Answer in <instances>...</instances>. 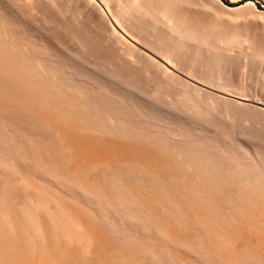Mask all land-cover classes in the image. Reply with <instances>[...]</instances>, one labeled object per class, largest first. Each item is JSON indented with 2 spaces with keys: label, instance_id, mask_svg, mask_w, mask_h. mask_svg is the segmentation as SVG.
I'll return each instance as SVG.
<instances>
[{
  "label": "bare ground",
  "instance_id": "1",
  "mask_svg": "<svg viewBox=\"0 0 264 264\" xmlns=\"http://www.w3.org/2000/svg\"><path fill=\"white\" fill-rule=\"evenodd\" d=\"M97 1H101V2L106 3L107 6L102 8L106 13L112 12V8L115 7L114 9H116V7H117V11H115L116 12V19H115L116 24L115 25L111 24L113 27V28L111 27L112 28L111 35L116 40L117 43H121V42L123 43L124 39H126L128 41L133 40V41H137V42L139 39H142L141 38L142 34L140 36L138 34L132 33V31L129 32V30H127V27H126L128 24L126 23L127 24L126 26L124 24L127 16H128L127 18H130V19H127L128 21L131 20V18L135 16V15H133L132 17H129L130 15H132L134 13V11L132 12L133 9L130 8L131 6H129V4L125 0H111L113 2H108L109 0H96V1L92 0V2H94V3L95 2L97 3ZM256 1H258V2L262 1L264 3V0H256ZM256 1L253 2V5H251V4L250 5L258 8ZM113 4L116 6H114ZM111 5H113L112 8H111ZM3 6H5L4 3H3ZM114 9H113V11H114ZM6 10H8V9H6ZM104 11H103V13H104ZM148 11H149V9H148ZM254 12H259V10L254 11ZM111 14L113 15V12ZM3 16H5V15H3ZM124 16H126V17H124ZM138 17L139 16H137V18ZM153 17H154V15H153ZM10 19H9V21H10ZM133 21H136V20L133 19ZM68 22L70 23V21H68ZM121 22H123V24ZM142 22H144V21H142ZM224 23H226V22H224ZM105 24H107V23L105 22ZM19 25H21V24H19ZM138 25H139V23H138ZM152 25L153 24H151V26ZM1 26H2V24L0 25V29L3 28ZM130 26H129V28H130ZM146 27H147V25H146ZM154 27L151 28L152 33H154L155 30L157 31V29H154ZM118 28H120L122 30V32L119 31ZM4 29H5V27H4ZM12 29L14 30V27ZM183 30H184V32H185V30L187 32H189L187 30V28L186 29L184 28ZM6 31H8V30H6ZM156 31H155V33H156ZM25 32H26V30H25ZM187 32H186V35H187ZM6 33H8V32H6ZM61 33H62V31H61ZM191 33H192V31H191ZM3 34H4V32H3ZM3 34H2V36H3ZM143 35H144V33H143ZM183 35H185V34H183ZM83 36L84 35H82V37ZM9 37H11V36H9ZM21 37H23V36H20V38ZM1 38L4 39V37H1ZM1 38H0V116L2 113L7 114V113L11 112L12 108H13L12 106L14 104H19V107H20V105L28 107L30 110H32L35 113L34 114L32 112L31 115L34 114V115H36V117H37V115L41 116L40 118H42L43 121H45L48 124L47 126H49L51 128V130H49L50 129L49 127H43V126H39V125H38V127L45 128V131L47 129L48 133H51V135H54V136L50 137L51 140L50 139L49 140L52 143V140L54 138V142L57 145H59V149H61L62 151H60L59 149L56 150L55 148L57 146H55V148L53 147L54 142L52 145L50 143V141L49 140L48 141L52 145L51 147H53L51 149H53V150L55 149V151H57L56 153H58V151L61 152L62 156L60 154L59 155L63 158V160H62V162L59 161V162H61V163H59V164H61V167L57 161H54V163H52V158H51V162H50V159H49V161H46L47 159L46 160L44 159V157H45L44 152L46 154L47 150L43 149L44 152H41L44 155V157L42 158V156H40L41 153H40V149H39L38 152L40 154L37 152L35 153V154H38L39 156L38 155L35 157L33 156V158H35V163L31 162L33 164V167H34V171L36 170L39 173V174H37V172H36V174L33 173L34 176L39 175V176H37L38 180L40 178L42 180H44L43 185H45L44 182H46L45 187H49L47 185V183H49V185H51V186L53 185L55 188V191H56L55 193H50L52 191L48 192V190H50L51 187H49L48 190H46L42 184L41 185H40V183L37 184V183H35V181L33 183L34 184V186H33V184L30 183V181L32 179L30 177L33 176V174L29 177L30 179H28L30 181L28 183H26V184L30 183V185H32V186H31V188H29L30 187L29 185H25L27 187V188L26 187L25 188L28 190V192H26L25 196L23 195L24 197H23L22 201L19 199L21 201V202L18 201L19 204L17 202L18 199L13 200L15 196L13 197L10 195V197H8V195H7V197H6V195H5L6 191L4 189L5 187L3 186L4 187L3 189H1V187H0V264H165L162 261L163 259H160V257H162V256H154L155 255L154 252L151 255V257H149L150 255L148 256V254L152 253L151 252L152 249L150 246L149 247L151 250L148 249V251H150L151 253L150 252L148 253L146 251L148 253L146 255L143 253L142 249H140V247H139L141 244H139L137 251H136V249H134L132 251V250H130V247L129 248L127 247L128 245H126V247L124 246L125 248H123L122 247L123 245L119 244L120 247H122V248L118 247V243L113 241L112 239H114V238H110V236L108 238V241L111 243H108V241H107L108 236L106 237V235H110L113 232L108 230L109 231L108 232L109 234H108L106 231H105L106 233L103 231L106 224L104 225L102 223L106 218L108 220H105V221H108V222L112 221V223L114 221L115 223H120L121 226L124 223L128 224L127 227H129L130 224H133L134 226H136V229H138V227H139V230L141 229V230H143V232L145 231V232L149 233V235H150V232H153L154 234L152 233L151 235H154V236L157 235V237H158V238H156V236H155L156 241L160 242V240H161L162 245L160 247H158V245H157L158 251L159 250L162 251L164 249H166V251H167V249H168V251H169L168 254H170V250H171V255H173V258H174V255L177 254L176 255L177 259L172 258V260L174 262H175V260L176 261L178 260V258H179L178 255L180 254L181 255V256L179 255L180 258H182V256H183L182 260L185 261V262H183L181 260L183 262L182 264H184V263L187 264V261L190 262V260H191V262L192 261L196 262L197 259H200V260L206 261V262L201 263V261H200L199 263L197 262L196 264H200V263L201 264H205V263L206 264L207 263L208 264H264V164L262 163L264 161H260L257 157H254V156L248 157L249 154H248V156L243 155L242 157L239 156L240 154L238 152L233 153V155H232V153L228 154L230 152L229 151L227 154L231 158L225 157V156H223V158L221 157V159H223L225 162L227 161L228 166H226V167H224L225 165H227L224 163V161H223V167H222V165L220 166L221 163L216 164L218 162L214 163V165L212 163V167H211V161L210 160L212 158H211V156H209L211 154L210 152H209L210 154L207 155V157H209L210 159H207V157L205 159L204 158L202 159V160H205L207 162L210 161L209 162L210 164H208L210 166L205 165L207 163L205 161L201 162L202 160H199V159H195V160H197L196 163H191L192 161L194 162L195 160L187 162L188 159L186 158V160H185V157H184V159L179 158L180 160L182 159L181 160L183 162L182 163L178 160V157H176V155L178 154L177 150L179 148H177V150H176L177 154H174L173 150L172 151L168 150L166 146L165 147L163 146L164 144L159 145L160 141H159V144H157L158 142L153 141L154 142L153 143L152 140H150V142H149V140H147V142H148L147 143L145 141L146 140L145 138H147V137L142 136L141 132H140L141 133L140 135H136L139 133H136L137 131H135V133H134L133 132L134 129L133 128L131 129L129 127V125L127 126V128H125L124 123H120L119 126L117 125L118 122H117V124H114L113 123L114 119L112 120V122L111 121L108 122L111 119L108 120V119H106L107 117L104 118L105 121L100 120L103 117L102 118L97 117L100 114V113L98 114V112L96 113L97 116H95L96 118H99L98 122H94L93 121L94 118L91 116L92 114L90 113L91 114L90 115L88 109H86L87 104H85L81 99L78 101L79 102L81 101L83 103L80 102L81 104H79L77 101V99H79L78 98L79 96L77 97L76 94L75 95L73 94L75 96V98L77 97L76 99L73 98L72 96L68 95L69 92L67 93L65 91V89L67 90L66 85H65V88L63 89L64 90L63 91L60 88V87H62V86H60L61 84L60 85L58 84L60 87L56 84L59 82V81H57L59 79L56 80V76H58V75L56 74V76H55V71H52L54 73L53 76H55L54 77L55 79L53 78V76H51L52 74L50 75L51 71L47 70L49 72L48 74L43 71L42 66L45 68V66L43 65V64H45L44 63L45 61L42 60V58L39 61V57H40L39 54H37V56L39 55L38 57L35 55H31V54H30L31 56H29V55L27 56L26 54H28V53L24 54L25 52H23L22 50L24 48H26L25 46H32L33 42H31V44H30V42H28L27 41L28 39H27L26 40L27 43L25 44V46H23L21 43H23V44L25 43V42H23L24 41L23 38H25V37L21 38L22 42H19L18 44H13L12 40L10 38H9L11 40L10 42L8 40L5 41V39L3 40ZM154 38H156V37H154ZM146 39H148V38H146ZM150 39H151V37H150ZM167 39L169 41H172V48L180 47V43H181L180 39L181 38H179V40L175 39V38L170 40L171 37H169ZM98 40H100V39H98ZM7 41L9 43H12V44H9ZM29 41H32V39ZM145 41L146 40H144V42ZM140 42H143V41L140 40ZM40 43H42V42H40ZM132 43H130V44H132ZM148 43H149V41H148ZM27 44H29V45H27ZM35 44H36V42H35ZM150 44H152V42H150ZM48 46H49V44H48ZM121 46H123V44ZM129 46H131V45H129ZM134 46H133V49L136 48ZM153 46H155V47H153ZM153 46L150 45L149 47L154 48V50L162 56L158 57V59L160 58V60H158L157 57H155L157 55H155V52H154L155 56L154 57L149 56V57H151L156 62L157 66L163 70V72L165 74L164 78L166 77V75H168L172 79L176 78V80L178 79V81L179 80L181 81L180 83L183 86V88H181V91H182V94H183L182 96L184 97V100L187 99L189 103H191L193 101L194 105L196 104V106L198 105L202 109H205V110L207 109V111H209V109L214 110V108H215V110L216 109L219 110L221 108L222 103L229 102V103H232L234 105V107L235 106L238 108L241 107L242 109L247 108L248 110L251 109L250 111L254 110L255 112H258L259 114L264 115V99L262 97H259L256 93H254L253 88L249 84H247L248 82L246 80L245 81L243 80L244 83L243 82L242 83H235L231 79V72L228 71L226 68L222 67L223 61L225 62V58L223 56L217 55V54H216V56H214L215 54H213V56H212L210 54L203 53L200 56H195L192 58V59L196 60V62H197L196 64H198V65L194 66L195 64H192L190 66L189 65L187 66V64H186L184 66L183 65L184 62H182L183 58H182V56H179L181 53L178 54L175 52L177 49H175V51H174V49H172L171 47L169 48L167 46L154 45V43H153ZM22 47H24V48L22 49ZM40 47H42V46H40ZM62 47H64V46H62ZM85 47H87V46H85ZM30 48H32V47H30ZM36 48L38 49L37 46H36ZM36 48H35V50L37 51ZM128 48H129V50L131 49V47H128ZM109 49H112V48H109ZM25 51H27V50H25ZM29 51H30V49H29ZM38 51L42 52L41 48ZM67 51H69V50H67ZM127 52H128V50H127ZM54 54H56V53H54ZM82 55H83V53H82ZM41 56H43V55H41ZM78 56L80 57V55H78ZM85 56H86V54H85ZM131 59H132V57H131ZM131 59H130V61H131ZM41 60L44 62L41 63ZM84 60H86V59H84ZM97 64H98V62H97ZM215 64L218 66L216 68V71L214 68ZM246 64H248V62ZM259 65H260V63H259ZM47 66H49V65H47ZM74 66L75 65H73V67ZM80 66H78V67H80ZM105 66H108V65H105ZM197 66H199V67H197ZM209 66L213 67L212 70L210 69ZM207 68L210 69V71ZM245 69H248V68H245ZM109 70L111 71V68ZM250 76L254 77L255 75H254V73H251ZM256 77H258V79L260 81H262V83L264 85V70H260L256 74ZM171 78L169 80H171ZM99 80H100V78H99ZM150 81H152V80L150 79ZM166 81H168V80H166ZM118 82H120V80H118ZM59 83H61V82H59ZM171 83L172 82L170 81V84ZM68 88H70V87H68ZM85 88L86 87H84V89ZM75 90H76V88H75ZM137 90H138V88H137ZM76 92H78V91H76ZM157 92H158V90H157ZM179 92H180V90H179ZM179 92H177V93H179ZM140 93H142V92H140ZM81 94H84V93L81 92ZM89 94L90 93H88V95ZM130 94H132V93H130ZM155 94H157V93H155ZM157 95H156V97H157ZM139 99H140V97H139ZM187 100H185V101H187ZM179 102H180V100H179ZM189 103H188L189 106L193 104V103L192 104H189ZM82 104H84V105H82ZM80 105H81V107H80ZM150 105H151V103H150ZM183 106H186V105H183ZM144 107H145V105H144ZM199 107H198V109H199ZM15 108H17L16 105H15L14 109ZM80 108H82V109L80 110ZM89 108H91V107H89ZM192 108H194V107H192ZM188 109H189V107H188ZM202 109H201V111H202ZM26 110H28V109H26ZM30 110H28V111L31 112ZM89 110H91V109H89ZM16 111H18V110H16ZM92 111H90V112H92ZM29 112H27V114ZM196 112H197V110H196ZM216 112L218 113V111H216ZM230 112H231V110H230ZM15 113H17V112L14 111V114ZM202 113H204V115H205V112L202 111ZM6 114H5V116H7V118H8L9 114L8 115H6ZM17 114H16V116H17ZM21 114H23V113H21ZM88 114L93 118L92 121H91V119H92L91 117H87V116H89ZM238 114H239V112H238ZM24 115H26V114L24 113ZM93 115H94V113H93ZM5 116L3 115L4 118L1 117V119L8 121V119L5 118ZM101 116H103V115H101ZM178 116H180V115H178ZM210 116L211 115L209 114V118H210ZM20 117H21V115L18 118H20ZM31 117L33 118V116H31ZM36 117H34L35 120L37 119ZM110 117L111 116H109L108 118H110ZM229 117H230V115H229ZM16 118H15V120H16ZM161 118H163V117H161ZM21 119L23 120V117ZM42 119H37V120L42 121ZM193 120H192L191 124H193ZM116 121H117V118H116ZM121 121H123V120H121ZM190 121H188V122H190ZM208 121H209V119H208ZM230 121H232V120L230 119ZM250 121H251V119H250ZM11 122L13 123V121H11ZM196 122H195V124H196ZM17 123H18V121L16 122V124ZM24 123H26V122H24ZM37 123H42V122L37 121L36 124ZM46 123H44V124H46ZM9 124L11 125V123H9ZM36 124H34V125H36ZM137 124H139V123H137ZM197 124L201 125L202 123L197 122ZM1 125H3V124H1ZM121 125H124V127ZM11 126H13V125H11ZM16 126H15V128H18V126L17 127ZM6 127H8V126L6 125ZM205 127H206V125H205ZM32 128H34V127H32ZM6 129L8 130V128H6ZM52 129L55 131V133L53 132V134H52V132H49V131H52ZM193 129H195V128H193ZM198 129H197V131H198ZM42 130H44V129H42ZM203 130L204 129H202L201 131L203 132ZM1 131H3V130H1ZM22 131H24V130H22ZM29 132H26V135ZM36 132L39 135L40 131H38L36 129ZM9 133H11V132L9 131ZM170 133H172L171 137L175 141H176V139H178V137L180 135L179 132L177 133V131L176 132L171 131ZM2 134H1V137L3 136ZM144 134H147V133H144ZM4 135L8 136L9 134H4ZM45 135H42V136H44V138H45ZM105 135H106V137H105ZM166 135H165V137H166ZM138 136L144 137L143 141L145 143L143 142L144 143V145H143L141 142V145L143 146L141 148L138 147L140 145V144H138L140 142ZM108 137H110V138H108ZM32 138H34V137L32 136ZM35 138L37 139V137H35ZM46 138H47V136H46ZM11 139L13 140L15 138L11 137ZM11 139H9L7 137V140L2 141V142L7 141L6 145H5V143L3 145L8 147L12 144V146H14V148H15V146L17 145L15 143H17V142L14 143ZM132 139H133V141H134V139H135V141H139L137 143V145H136L135 141H134L135 144L133 143V141H131ZM17 140L18 139H16V141ZM31 140H28V141L30 142ZM140 140L142 141V139H140ZM163 140H165V139H163ZM208 141H210V140H208ZM165 142H168V140ZM195 142H193V143H195ZM13 143H14V145H13ZM32 144L35 145L34 143L31 142V146H32ZM39 144H42V143H39ZM170 144H171V142H170ZM198 145H200V144H198ZM169 146H172V145H169ZM185 146H187V144ZM241 146H243V145H241ZM241 146L239 148L237 147V149H240V148L243 149V147H241ZM40 147H42V146H40ZM191 147H193V146H191ZM194 147H195V145H194ZM225 147H227V146H225ZM1 148H3V147H1ZM34 148L35 147H33V149ZM48 148H49V146H48ZM196 148H197V146H196ZM208 148H209V146H208ZM221 148H224V147H221ZM36 149H38V148L36 147ZM36 149H34V150H36ZM51 149L49 148V150H51ZM228 149L230 150V148H228ZM242 149H240L241 152H242ZM247 149H249V147ZM17 150H18V147H17ZM53 150H52V153H55ZM181 150L183 152V149H181ZM193 150H194V148H193ZM41 151H42V149H41ZM200 151L202 152L204 150H201V148H200ZM248 151H250L249 153L251 155V150H248ZM18 152H17V154L20 155V153H18ZM22 152H21V154H23ZM195 152H197V151H195ZM234 152H235V150H234ZM243 152L241 153V155L243 154ZM245 152H244V154H245ZM191 153L189 155H191ZM202 153L204 154V152H202ZM254 153L256 154V151ZM13 154H14V152H13ZM29 154L31 155V153H29ZM179 154H180L179 157H181L182 156L181 154H183V153L180 152ZM184 154H185V152H184ZM199 154H200V152H199ZM201 154L199 155L200 157H202ZM206 154H208V153H206ZM218 154H220V153L218 152ZM222 154H223V152H222ZM260 154L263 156L262 153H260ZM5 155H7V154H5ZM32 155H34V154H32ZM57 155H54V156H57ZM185 155L187 156V154H185ZM24 156H27V158L25 159V161H27V162H28L27 159L32 157V156L29 157L28 153ZM24 156L22 158L21 157L20 158L23 159V158H25ZM49 156H51V155H49ZM233 156L236 157L237 160ZM7 157H3L0 154V168L4 171V173L7 174L8 171H9V174H11V173L14 174L16 171H18V172L21 171V173H22V171L25 169V166H26L25 170L28 169V171H26V172H29V173H30V171H31V173L33 172L32 171L33 169L30 170V168H33L32 165H29L31 163H26V165L23 166V168L20 167V169H23V170H20L19 168H17L18 166H16V164L15 165L11 164L12 162L9 161V159H8L9 157L8 158ZM57 157H56V160H57ZM187 157H190V156H187ZM203 157H205V156H203ZM192 158L194 159L197 157H195L193 155ZM231 159H233V160H231ZM260 159L262 160V158H260ZM31 160L33 161L32 158H31ZM184 160L187 163H185ZM219 160H220V158H219ZM263 160H264V158H263ZM204 162H205V164H203ZM197 163H199V164H197ZM243 163H245L246 165H248V164L251 165L250 167L254 168V170H256V171H252L250 173L249 172L247 173L248 170L246 168L249 165L245 168V170H246L245 171V170H243L245 167V165ZM27 164L31 167H28ZM62 165H64V167ZM203 165H205V166H203ZM217 165H219V167ZM242 165H243V167H242ZM214 166H216L217 168ZM59 167H60V169L62 168L64 171L62 170V172H61ZM210 167L211 168L214 167L213 169L215 171L213 169H211ZM248 169H249V167H248ZM5 171H7V172H5ZM10 171H12V172H10ZM244 171L248 175L246 173H244ZM250 171H251V169H250ZM18 172H16V173L18 174ZM23 174H24V171H23ZM24 175H26V174H24ZM27 176H29V175H27ZM231 176L233 177L232 179H234V177H236V176H237V178H235L236 179V181H235L236 186L234 185L235 186L234 189H233V187H231L232 190L229 192V190H226L225 187H226V184L231 180V179L229 180V178ZM19 177H17V178H19ZM37 177L35 176V178H37ZM6 178H9V177L6 176ZM12 178H13V176H12ZM25 178L26 177L24 176L23 180H25ZM41 179H40V182L42 181ZM33 180H34V177H33ZM38 180H37V182H39ZM231 182H233V181L231 180ZM9 185H11V184H9ZM12 185H14V183ZM15 186H16V184H15ZM19 186H18V188H19ZM65 186H66V188L71 186V188H73V191L77 192L76 196L79 198V201L82 202L83 204L80 202L76 203L77 200L75 202H72L71 201V200H73L72 198L70 200V199L66 198L65 196H64V198L66 200L68 199V202L66 200L60 198L59 195L64 194V192L61 193L62 190L65 191L64 189H61V187L65 188ZM12 188H14V187H12ZM28 188L30 189V191ZM226 188L228 189L230 187L227 186ZM58 189H60L61 191ZM69 189H70V187H69ZM23 190H24V187H23ZM51 190H54V189H51ZM23 194H25V193H23ZM72 194H74V193L72 192ZM18 196L19 195L17 194V197ZM11 197H13V198H11ZM18 198H20V196ZM12 200L14 202L16 201L17 203L15 202V204H14V202ZM84 203H85V205H84ZM89 203L93 204V207H95L96 211H98L102 217L101 216H97L99 218L96 217L98 212L96 213L94 208H92V209L96 214H93L92 212L88 211L90 209H88L85 206H86V204L88 205ZM39 211H41L40 213H42V211H45V213L50 212V213H52V215H50V216H53L54 218L50 217V216L47 217V215H49L50 213L46 214L45 216H43L44 214L42 213L43 215H39L40 217H38ZM94 215L98 220L95 219V217H93ZM41 216L44 217V220L46 217L47 221H49V222L52 221V224H54V225H52L53 228L50 225L51 229H54L57 227L59 230H61V231H58L57 228L54 231L48 230L49 234H51L52 232H56V231H58L59 233L61 232L63 234L61 235L62 236L61 237L60 234L57 232L59 234L58 235L56 233L58 235V238L56 237V234L52 235L54 238L51 237V239H54V241L51 240V241H53L51 243L53 244L54 247L51 246V248H50L51 243L48 241L49 247L47 248L46 244H45V247L47 249H43L44 243H46L44 241V242H42L43 247L41 249L39 247V250H37L38 247H37V249H34V247H35V245H38V244H35L36 242L34 240H37L38 238H36L34 236L38 235L37 237H40V236L42 237L43 232L41 231V228H45V227H43L44 224L40 225V224H42V222H41L42 217ZM103 216L105 217V219L104 220L102 219L103 221H101V218H103ZM49 218H51L52 220H49ZM99 220L102 223L101 224L98 223V225H97V221L100 222ZM42 221H43V219H42ZM45 221L43 223H45ZM49 222H47V223H49ZM110 224H111V222L109 223V225ZM47 225H45V226H47ZM103 225H104V227H103ZM133 225H130V226H133ZM40 226H42V227H40ZM101 226L103 228H101ZM108 226H106V227H108ZM124 226L125 225H123V227ZM110 227H111V225H110ZM116 228L118 229L117 226H116ZM48 229H50L49 225H48ZM110 229H112L114 231V227L113 228L111 227ZM124 229L126 230L125 227H124ZM10 230L12 231V233ZM42 230H44V229H42ZM123 230H122V232H123ZM13 231H14L15 235L13 234ZM115 231H117V230H115ZM30 232L34 233L36 235L30 234ZM47 234H45V235H47ZM144 235H146V238H147V234H144ZM59 236L62 238V240L63 239H67V240L70 239L73 242V245H74V243H76L75 241H77L78 244H75L73 251H71V249L73 247H70V246L67 247V249L70 247L67 250L65 246H67L66 244H68L70 241L67 243V240H64V242L66 241L65 246L64 245L58 246L59 244H57V245L55 244V243H57L58 239L59 240L61 239V238H59ZM138 236H139V234H138ZM142 236L143 235H141L140 239H142ZM154 236H152V238H154ZM111 237H113V236L111 235ZM134 237H132V238H134ZM33 238H34V240H33ZM49 238H50V235H49ZM56 238H57V241H55ZM12 239H14V240H12ZM40 239L42 240L43 238H40ZM124 239H126V238H124ZM137 239L135 238V240H134V242H136V243L132 242L133 243L132 246H135L134 244H138L140 242L143 243V241H141L140 239H138V240H140V242L139 241L137 242L136 241ZM47 240H48V238H47ZM73 240H75V241H73ZM39 242L37 241V243H39ZM61 242H63V241H60V243ZM72 242H71V244H72ZM129 242H130V240H129ZM159 242H157V243H159ZM58 243H59V241H58ZM147 243H148V241H147ZM32 244L34 247L32 246ZM40 244L41 243H39V245ZM126 244H128V243H126ZM130 244H131V242H130ZM114 245H117V246H114ZM146 245L144 246L145 249H146ZM159 245H160V243H159ZM162 247H163V249H159ZM145 249H143V250H145ZM138 250L140 251L139 252L140 254L137 253ZM69 251H71V252H69ZM135 251H136V253H135ZM158 251H156V252H158ZM164 251H162V252H164ZM172 252H174V253H172ZM180 252H182V253H180ZM141 254H143V256H141ZM157 254L160 255V253H157ZM169 257H171V256H169ZM169 257H168V259H169ZM191 258H194L196 260H194V259L192 260ZM165 259H167V258L165 257ZM164 261L168 262L169 260H164ZM197 261H199V260H197ZM171 263H173V262H171ZM177 263H175V264H177ZM179 263L181 264V262H179Z\"/></svg>",
  "mask_w": 264,
  "mask_h": 264
},
{
  "label": "rangeland",
  "instance_id": "2",
  "mask_svg": "<svg viewBox=\"0 0 264 264\" xmlns=\"http://www.w3.org/2000/svg\"><path fill=\"white\" fill-rule=\"evenodd\" d=\"M26 1V2H25ZM35 1V2H34ZM74 1V2H73ZM96 1V0H94ZM129 6H131L130 8H132V12L134 11V13L132 15H130L129 17H132L133 15H137V16H141L140 18L137 16L135 17H132L134 20L136 21H133V19L131 18V20H127V19H130V18H127L126 16V20H125V26L127 27V30L132 31V33L134 34H138L141 36L142 39H139L138 42L137 41H133V40H126L124 39L123 40V46H121L122 44L121 43H117L116 40L112 37L111 35V30H112V25H115L116 24V12L117 11V7L116 9L112 8L113 5H111V8H112V12H113V15L111 14L112 12H109V13H106L102 8L103 7H106V3L104 2H101V1H97V3L95 2H92V0H0V25L2 24L1 28L0 29V36L1 37H4L5 41L8 40L9 42L12 40V43L13 44H18L19 42H22L21 41V38H23V42H25L24 44L21 43L23 46H25V44L27 43L26 40L28 42H33L32 46H25L26 48L22 47V50L23 52H25L24 54H26L27 56H31V55H35L37 56V54L40 55L39 57V61L40 59L42 58V61L41 60V63L44 62L45 64H43L45 66V68L42 66V69L45 73H49L48 71H51L50 75L53 76L54 73L52 71H55V76L56 74L58 76H56V80L61 82V83H56L57 85L61 84L60 87H59L63 90L65 88V85L67 86V90L65 89V91L68 93V95L72 96L73 98H75V94L76 96L79 98L77 99L78 100H82L85 104H87L86 106V109H88L89 111V114L94 118H93L89 115L87 117H91V121L93 120L94 122H98V119L101 117H103L102 119L100 120H104L105 121V117H107L106 119H111L109 120L108 122H112V120L114 121L113 123L114 124H117L118 122V126L120 123H124L125 125V128H127V126L129 125V127L132 129H134V133L135 131H137L136 133H139V134H136V135H140L142 133V136H146L147 138H145L146 142L147 140H152V142H158L157 144H159V141H160V144L159 145H163L164 147L166 146L168 150L172 151L173 150V153L174 154H177L176 157H178V160L180 162H182L181 160L184 159L185 157V160L186 158L188 159V161H192V160H195V159H199V160H202L203 158L205 159L207 157V155H210L211 156V167H212V163L214 165V163L216 164H220V166L222 165L223 167V159H221V157L223 158V156L225 157H229L228 154H231L233 155V153H239L240 157H242L243 155L245 156H249L248 157H257L260 161H264L263 158H264V115H261L259 114L258 112H255L254 110L253 111H250L248 110L247 108L246 109H242L241 107L238 108V107H234V105L232 103H229V102H224L221 104V108L218 110L214 108L213 109H209V111H207V109H202L200 108L198 105L196 106V104L194 105V102L192 101L191 103L184 100V97L182 96V91H181V88H183V86L181 85V81L178 79L176 80V78L172 79L171 77H169L168 75H166V77L164 78L165 74L163 72L162 69H160L156 62L149 56H155L157 57H160L162 55L158 54L154 48L152 47H149L150 45L153 46V43L154 45H159V46H167V47H171L172 48V41H169L167 38L171 37L170 40H172L173 38L175 39H178L181 38V43H180V47H177V48H172L174 49H177L175 52L180 54L179 56H182L183 60L182 62L183 65L185 66L187 64V66L189 65H192V64H195L194 66L198 65L196 64V60L192 59L193 57L195 56H200L201 54L203 53H207V54H210L213 56V54H215L214 56L217 55H221L225 58V62L223 61L222 63V67L226 68L228 71L231 72V79L235 82V83H244V81L246 80L252 88H253V91L254 93H256L259 97H262L264 99V85L262 83V81H260L258 79V77H256V74L260 71V70H264V3L262 1H256V0H125ZM140 1V2H139ZM256 1L257 3V6L258 8H256L255 6H251L253 5V2ZM108 2H113L111 0H109ZM151 2V3H150ZM179 2V3H178ZM3 3L5 6H3ZM82 3V4H81ZM138 3V4H137ZM145 3V4H144ZM262 3V4H261ZM9 4V5H8ZM49 4V5H48ZM99 4V5H98ZM104 4V5H103ZM112 4V3H111ZM156 4V5H155ZM170 4V5H169ZM251 4V5H250ZM67 5V6H66ZM101 5V6H100ZM110 5V4H109ZM151 5V6H150ZM188 5V6H187ZM7 6V7H6ZM13 6V7H12ZM59 6V7H58ZM116 6V5H114ZM9 7V8H8ZM56 7V8H55ZM149 7V8H148ZM225 7V8H224ZM21 8V9H20ZM83 8V9H82ZM86 8V9H85ZM191 8V9H190ZM256 8V9H255ZM8 9V10H6ZM19 9V10H18ZM66 9V10H65ZM114 9V11H113ZM137 9V10H136ZM149 9V11H148ZM156 9V10H155ZM11 10V11H10ZM63 10V11H62ZM76 10V11H75ZM93 10V11H92ZM97 10V11H96ZM102 10V11H101ZM181 10V11H180ZM227 10V11H226ZM259 12H254V11H258ZM104 11V13H103ZM263 11V12H262ZM12 12V13H11ZM21 12V13H20ZM63 12V13H62ZM115 12V13H114ZM165 12V13H164ZM262 12V13H261ZM3 13V14H2ZM17 13V14H16ZM23 13V14H22ZM131 13V12H130ZM137 13V14H136ZM153 13V14H152ZM258 13V14H257ZM16 14V15H15ZM141 14V15H140ZM157 14V15H156ZM168 14V15H167ZM5 15V16H3ZM15 15V16H14ZM76 15V16H75ZM154 15V17H153ZM185 15V16H184ZM24 16V17H23ZM44 16V17H43ZM74 16V17H73ZM146 16V17H145ZM180 16V17H179ZM201 16V17H200ZM26 17V18H25ZM123 17V18H124ZM191 17V18H190ZM3 18V19H2ZM5 18V19H4ZM11 18V19H10ZM65 18V19H64ZM122 18V17H121ZM137 18V19H136ZM144 18V19H143ZM162 20H161V19ZM10 19V21H9ZM87 19V20H86ZM141 19V20H140ZM70 21V23L68 21ZM86 20V21H85ZM102 20V21H101ZM147 20V21H146ZM181 20V21H180ZM60 21V22H59ZM122 21V20H121ZM127 21V22H126ZM144 21V22H142ZM4 22V23H3ZM105 22L107 24H105ZM113 22V23H112ZM120 22V21H119ZM129 22V23H128ZM170 22V23H169ZM226 22V23H224ZM10 23V24H9ZM12 23V24H11ZM14 23V24H13ZM18 23V24H17ZM25 23V24H24ZM123 24V22H121ZM127 23V24H126ZM139 23V25H138ZM142 23V24H141ZM205 23V24H204ZM21 24V25H19ZM94 24V25H93ZM97 24V25H96ZM151 24H153L151 26ZM207 24V25H206ZM251 24V25H250ZM5 25V26H4ZM13 25V26H12ZM25 25V26H24ZM73 25V26H72ZM108 25V26H107ZM131 25V26H130ZM147 25V27H146ZM187 25V26H186ZM199 25V26H198ZM227 25V26H226ZM21 26V27H20ZM88 26V27H87ZM92 26V27H91ZM130 26V28H129ZM136 26V27H135ZM141 26V27H140ZM145 26V27H144ZM155 26V27H154ZM183 26V27H182ZM5 27V29H4ZM14 27V30L12 29ZM112 27V28H111ZM150 27V28H149ZM152 27H154V29H157L156 33L154 31V33H152ZM9 28V29H8ZM22 28V29H21ZM134 28V29H133ZM145 28V29H144ZM149 30H148V29ZM187 28V30L189 32H187L183 29ZM194 28V29H193ZM200 28V29H199ZM236 28V29H235ZM3 29V30H2ZM21 29V30H20ZM26 32H25V30ZM119 31L122 32V30L120 28H118ZM132 29V30H131ZM159 29V30H158ZM263 29V30H262ZM8 30V31H6ZM18 30V31H17ZM89 30V31H88ZM174 30V31H173ZM177 30V31H176ZM183 30V31H182ZM62 31V33H61ZM141 31V32H140ZM144 31V32H143ZM146 31V32H145ZM149 31V32H148ZM192 31V33H191ZM195 31V32H194ZM4 32V34H3ZM8 32V33H6ZM12 32V33H11ZM24 32V33H23ZM44 32V33H43ZM95 32V33H94ZM110 32V33H109ZM151 32V33H150ZM161 32V33H160ZM186 32H187V35H186ZM26 33V34H25ZM144 33V35H143ZM189 33V34H188ZM217 33V34H216ZM3 34V36H2ZM11 34V35H10ZM33 34V35H32ZM41 34V35H40ZM147 34V35H146ZM152 34V35H151ZM163 38H161L159 35ZM171 34V35H170ZM185 34V35H183ZM209 34V35H208ZM221 34V35H220ZM32 35V36H31ZM82 35H84L82 37ZM98 35V36H97ZM108 35V36H107ZM150 35V36H149ZM156 35V36H155ZM164 35V36H163ZM167 35V36H166ZM170 35V36H169ZM192 35V36H191ZM220 35V36H219ZM11 36V37H9ZM20 36H23L20 38ZM100 36V37H99ZM105 36V37H104ZM166 36V37H165ZM183 38H182V37ZM206 36V37H205ZM0 37V38H1ZM11 39H9V38ZM13 37V38H12ZM18 37V38H17ZM27 37V38H26ZM47 37V38H46ZM75 37V38H74ZM97 37V38H96ZM151 37V39H150ZM156 37V38H154ZM220 37V38H219ZM148 38V39H146ZM3 39V38H1ZM3 39V40H4ZM32 41H29L31 40ZM92 39V40H91ZM97 39V40H96ZM100 39V40H98ZM111 39V40H110ZM160 41H159V40ZM234 39V40H233ZM19 40V41H18ZM34 40V41H33ZM43 40V41H42ZM87 40V41H86ZM95 40V41H94ZM104 40V41H103ZM140 40H142L143 42H140ZM144 40H146L144 42ZM232 40V41H231ZM7 41V42H8ZM129 43H127V42ZM149 41V43H148ZM156 41V42H155ZM167 41V42H166ZM8 42V43H9ZM36 42V44H35ZM42 42V43H40ZM83 42V43H82ZM109 42V43H108ZM125 42V43H124ZM133 42V43H132ZM150 42H152V44H150ZM166 42V43H165ZM170 42V43H169ZM12 43H9V44H12ZM61 43V44H60ZM68 43V44H67ZM104 43V44H103ZM106 43V44H105ZM132 43V44H130ZM143 43V44H142ZM148 43V44H147ZM162 43V44H161ZM188 43V44H187ZM46 46H45V45ZM49 44V46H48ZM83 44V45H82ZM150 44V45H149ZM169 44V45H168ZM29 45V44H27ZM79 45V46H78ZM103 45V46H102ZM131 45V46H129ZM135 45V46H134ZM137 45V46H136ZM209 45V46H208ZM218 45V46H217ZM34 46V47H33ZM36 46L38 47V49L36 48ZM42 46V47H40ZM45 46V47H44ZM61 46V47H60ZM64 46V47H62ZM87 46V47H85ZM131 47V49L129 50L128 47ZM133 46L136 47L133 49ZM32 47V48H30ZM57 47V48H56ZM105 47V48H104ZM124 47V48H123ZM127 47V48H126ZM155 47V46H153ZM34 48V49H33ZM35 48L37 49V51L35 50ZM42 50L41 51H38V50ZM43 48V49H42ZM51 48V49H50ZM53 48V49H52ZM109 48H112V49H109ZM138 48V49H137ZM211 48V49H210ZM222 48V49H221ZM30 49V51H29ZM49 49V50H48ZM73 49V50H72ZM153 49V50H152ZM180 49V50H179ZM186 49V50H185ZM53 50V51H52ZM64 50V51H63ZM69 50V51H67ZM72 50V51H71ZM128 50V52H127ZM134 50V51H133ZM137 52H136V51ZM139 50V51H138ZM205 52H204V51ZM210 50V51H209ZM34 51V52H33ZM251 51V52H250ZM33 52V53H32ZM66 52V53H65ZM109 52V53H108ZM123 52V53H122ZM132 52V53H131ZM154 52H155V55H154ZM209 52V53H208ZM41 53V54H40ZM56 53V54H54ZM78 53V54H77ZM83 53V55H82ZM104 53V54H103ZM157 53V54H156ZM200 53V54H199ZM261 53V54H260ZM31 54V55H30ZM52 54V55H51ZM86 54V56H85ZM122 54V55H121ZM134 54V55H133ZM150 54V55H149ZM196 54V55H195ZM38 55V56H39ZM43 55V56H41ZM72 55V56H71ZM80 55V57L78 56ZM134 57H133V56ZM136 55V56H135ZM255 55V56H254ZM257 55V56H256ZM261 55V56H260ZM37 56V57H38ZM52 56V57H51ZM67 56V57H66ZM74 56V57H73ZM78 56V57H77ZM82 56V57H81ZM132 59H131V57ZM186 56V57H185ZM209 56V55H208ZM44 57V58H43ZM48 57V58H47ZM127 57V58H126ZM139 57V58H138ZM53 58V59H52ZM253 58V59H252ZM256 58V59H255ZM261 58V59H260ZM48 59V60H47ZM56 59V60H55ZM86 59V60H84ZM88 59V60H87ZM95 59V60H94ZM128 59V60H127ZM131 59V61H130ZM139 59V60H138ZM192 59V60H191ZM228 59V60H227ZM233 59V60H232ZM74 60V61H73ZM138 62H137V61ZM160 60V58L158 59ZM157 60V61H158ZM185 60V61H184ZM248 60V61H247ZM76 61V62H75ZM114 61V62H113ZM120 61V62H119ZM162 61V60H161ZM190 61V62H189ZM192 61V62H191ZM195 63H194V62ZM198 61V60H197ZM208 61V60H207ZM234 61V62H233ZM54 62V63H53ZM75 64H74V63ZM83 64H82V63ZM98 62V64H97ZM103 62V63H102ZM152 62V63H151ZM248 62V64H246ZM263 62V63H262ZM53 63V64H52ZM95 63V64H94ZM109 63V64H108ZM155 63V64H154ZM164 63V62H163ZM260 63V65H259ZM52 64V65H51ZM85 64V65H84ZM94 64V65H93ZM143 64V65H142ZM49 65V66H47ZM68 65V66H67ZM73 65H75L73 67ZM82 67H81V66ZM99 65V66H98ZM105 65H108V66H105ZM114 65V66H113ZM130 65V66H129ZM141 65V66H140ZM151 65V66H150ZM156 65V66H155ZM200 65V64H199ZM248 67H247V66ZM52 66V67H51ZM80 66V67H78ZM88 66V67H87ZM133 66V67H132ZM201 66V65H200ZM208 66V65H207ZM50 67V68H49ZM57 67V68H56ZM77 67V68H76ZM122 67V68H121ZM141 67V68H140ZM145 67V68H144ZM148 67V68H147ZM199 67V66H197ZM210 67V66H209ZM218 66L215 64V71H216V68ZM53 68V69H52ZM55 68V69H54ZM60 68V69H59ZM72 68V69H71ZM101 68V69H100ZM111 68V71L109 70ZM212 66L210 67V69L212 70ZM245 68H248V69H245ZM50 69V70H49ZM57 69V70H56ZM71 69V70H70ZM106 69V70H105ZM152 69V70H151ZM208 69V68H207ZM210 69H208L210 71ZM244 69V70H243ZM47 72H46V71ZM60 70V71H59ZM75 70V71H74ZM160 70V71H159ZM58 71V72H57ZM238 71V72H237ZM64 72V73H63ZM95 74H94V73ZM109 72V73H108ZM115 72V73H114ZM150 72V73H149ZM152 72V73H151ZM113 73V74H112ZM233 73V74H232ZM247 73V74H246ZM251 73H254V77H251L250 74ZM92 74V75H91ZM103 74V75H102ZM110 76H109V75ZM151 74V75H150ZM66 75V76H65ZM73 75V76H72ZM115 75V76H114ZM53 76V78L55 77ZM69 76V77H68ZM161 76V77H160ZM241 76V77H240ZM59 77V78H58ZM63 77V78H62ZM108 77V78H107ZM110 77V78H109ZM163 77V78H162ZM248 77V78H247ZM52 78V79H53ZM66 78V79H65ZM100 78V80H99ZM171 78V80H169ZM55 79V78H54ZM53 79V80H54ZM68 79V80H67ZM110 79V80H109ZM113 79V80H112ZM150 79L152 81H150ZM73 80V81H72ZM108 80V81H107ZM118 80H120V82H118ZM168 80V81H166ZM244 80V81H243ZM259 80V81H258ZM116 81V82H115ZM123 81V82H122ZM145 81V82H144ZM170 81L173 83L170 84ZM175 83H174V82ZM178 81V82H177ZM250 81V82H249ZM56 82V81H55ZM78 82V83H77ZM106 82V83H105ZM164 82V83H163ZM167 82V83H166ZM64 83V84H63ZM103 83V84H102ZM123 83V84H122ZM159 83V84H158ZM169 83V84H168ZM251 83V84H250ZM68 84V85H67ZM72 85V86H71ZM83 85V86H82ZM88 85V86H87ZM171 85V86H170ZM180 85V86H179ZM107 86V87H106ZM110 86V87H109ZM167 86V87H166ZM169 86V87H168ZM70 87V88H68ZM78 87V88H77ZM84 87H86L84 89ZM165 87V88H164ZM74 88V89H73ZM76 88V90H75ZM138 88V90H137ZM156 88V89H155ZM162 88V89H161ZM174 88V89H173ZM74 90V91H73ZM94 90V91H93ZM114 90V91H113ZM148 90V91H147ZM158 90V92H157ZM180 90V92H179ZM64 91V90H63ZM78 91V92H76ZM89 91V92H88ZM91 91V92H90ZM156 91V92H155ZM65 92V93H66ZM84 93V94H81ZM107 92V93H106ZM142 92V93H140ZM179 92V93H177ZM80 95H79V94ZM88 93H90L88 95ZM96 93V94H95ZM132 93V94H130ZM157 93V94H155ZM163 93V94H162ZM169 93V94H168ZM74 94V95H73ZM130 94V95H129ZM152 94V95H151ZM181 94V95H180ZM260 94V95H259ZM95 95V96H94ZM120 95V96H119ZM151 95V96H150ZM157 95V97H156ZM178 95V96H177ZM104 96V97H103ZM118 96V97H117ZM155 96V97H154ZM76 97V98H77ZM85 97V98H84ZM116 97V98H115ZM140 97V99H139ZM143 99H142V98ZM183 97V98H182ZM75 98V99H76ZM84 98V99H83ZM156 98V99H155ZM160 98V99H159ZM171 98V99H170ZM89 99V100H88ZM100 99V100H99ZM106 99V100H105ZM138 99V100H137ZM88 100V101H87ZM91 100V101H90ZM99 100V101H98ZM136 100V101H135ZM143 100V101H142ZM146 100V101H145ZM157 100V101H156ZM169 100V101H168ZM173 100V101H172ZM180 100V102H179ZM178 101V102H177ZM81 102V101H80ZM78 101L79 104L83 103L81 102L80 103ZM114 102V103H113ZM138 102V103H137ZM145 102V103H144ZM161 102V103H160ZM187 102V103H186ZM106 103V104H105ZM151 103V105H150ZM177 103V104H176ZM182 103V104H181ZM189 104H192V105H188ZM229 103V104H228ZM110 104V105H109ZM147 104V105H146ZM164 104V105H163ZM166 104V105H165ZM227 104V105H226ZM15 108L14 109V107ZM18 105V106H17ZM84 105V104H82ZM95 105V106H94ZM108 105V106H107ZM117 105V106H116ZM142 105V106H141ZM145 105V107H144ZM183 105H186V106H183ZM188 105V106H187ZM229 105V106H228ZM232 105V106H231ZM20 105L19 107V104H14L12 107V111L9 112V113H2L4 116L5 114L8 115V118L7 116H5V118L8 119L7 120H4V119H1V117H3V115L1 114L0 116V123L3 124L1 125L0 124V154L3 156V157H7L9 159V161H11L12 163L11 164H16V166H18L17 168L20 169V167L23 168V166L26 165V163H35V158H33V156H37L38 154H35L36 152L39 153V149H40V153L41 152H44L43 149H46V154L44 152V155L41 153L40 156H42V158L44 157V159L46 161H49L50 159V162H51V158H52V163H54V161H57L58 164L62 162L63 158L61 157V152L58 151V153H56L57 151H55V149H59V145H57L55 142H54V138L52 140V143H51V138L52 136L54 135H51V133H48L47 129L45 131V128H41V127H38L39 126H43V127H49L47 126L48 124L43 121L42 118H40L41 116L37 115H34L35 113L30 110L28 107L26 106H22ZM91 108H89V107ZM99 106V107H98ZM147 106V107H146ZM228 106V107H227ZM81 107V105H80ZM97 109H96V108ZM125 107V108H124ZM138 107V108H137ZM187 107V108H186ZM189 107V109H188ZM194 107V108H192ZM197 107V108H196ZM199 107V109H198ZM230 107V108H229ZM22 108V109H21ZM100 108V109H99ZM104 108V109H103ZM151 108V109H150ZM161 108V109H160ZM178 108V109H177ZM30 110L31 112H29L28 110ZM82 108H80L81 110ZM91 109V110H89ZM95 109V110H94ZM109 109V110H108ZM111 109V110H110ZM197 112H196V110ZM205 112V115L204 113H202V111ZM18 110V111H16ZM93 110V111H92ZM183 110V111H182ZM187 110V111H186ZM190 112H189V111ZM213 110V111H212ZM229 110V111H228ZM231 110V112H230ZM245 110V111H244ZM14 111L15 112H19L18 114L15 113L14 114ZM92 111V112H90ZM96 111V112H95ZM110 111V112H109ZM155 111V112H154ZM158 111V112H157ZM163 111V112H162ZM175 111V112H174ZM218 111V113L216 112ZM250 111V112H249ZM13 112V113H12ZM27 112H29L27 114ZM32 112L34 113L33 115ZM98 112V116H97V113ZM114 112V113H113ZM117 112V113H116ZM119 112V113H118ZM153 112V113H152ZM172 112V113H171ZM210 112V113H209ZM229 114H228V113ZM239 112V114H238ZM246 112V113H245ZM23 113V114H21ZM24 113L26 115H24ZM94 113V115H93ZM103 113V114H102ZM111 113V114H110ZM168 113V114H167ZM178 113V114H177ZM183 113V114H182ZM198 113V114H197ZM207 113V114H206ZM248 113V114H247ZM11 114V115H10ZM19 117L21 115L20 118H18L17 116ZM114 114V115H113ZM117 114V115H116ZM136 114V115H135ZM209 114L211 115L210 118H209ZM227 114V115H226ZM233 114V115H232ZM23 115V116H22ZM103 115V116H101ZM120 115V116H119ZM169 115V116H168ZM175 115V116H174ZM180 115V116H178ZM191 115V116H190ZM194 115V116H193ZM197 115V116H196ZM230 115V117H229ZM12 118H11V117ZM33 116V118L31 117ZM39 116V117H38ZM95 116L99 117V118H96ZM109 116H111L110 118H108ZM166 116V117H165ZM178 116V117H177ZM201 116V117H200ZM203 116V117H202ZM16 120H15V118ZM23 117V120L21 119ZM31 119H30V118ZM34 117H36L37 119H42V121L40 120H35ZM113 117V118H112ZM120 117V118H119ZM129 117V118H128ZM163 117V118H161ZM180 117V118H179ZM185 117V118H184ZM198 117V118H197ZM228 117V118H227ZM238 117V118H237ZM262 117V118H261ZM4 118V117H3ZM10 118V119H9ZM116 118H117V121H116ZM158 118V119H157ZM161 118V119H160ZM177 118V119H176ZM236 118V119H235ZM12 119V120H11ZM26 121H25V120ZM29 119V120H28ZM89 119V118H88ZM97 119V120H96ZM132 119V120H131ZM185 119V120H184ZM191 121H190V120ZM194 119V120H193ZM197 119V120H196ZM206 119V120H205ZM209 119V121H208ZM230 119L232 121H230ZM234 119V120H233ZM242 119V120H241ZM251 119V121H250ZM3 120V121H2ZM35 120V121H34ZM96 120V121H95ZM123 120V121H121ZM127 120V121H126ZM192 120H193V124L192 123ZM13 121V123L11 122ZM18 121V123L16 124V122ZM28 121V122H27ZM31 121V122H30ZM39 121V122H42V123H37L36 122ZM116 121V122H115ZM125 121V122H124ZM132 121V122H131ZM174 121V122H173ZM176 121V122H175ZM190 121V122H188ZM198 123H202L201 125L200 124H197ZM240 121V122H239ZM3 122V123H2ZM5 122V123H4ZM11 123V126L9 123ZM22 122V123H21ZM26 122V123H24ZM186 122V123H185ZM196 122V124H195ZM20 123V124H19ZM46 123V124H44ZM139 123V124H137ZM206 123V124H205ZM23 124V125H22ZM27 124V125H26ZM36 124V125H34ZM132 124V125H131ZM175 124V125H174ZM186 124V125H185ZM204 124V125H203ZM212 124V125H211ZM6 125L8 127H6ZM18 126V128H15V126ZM124 125H121L124 127ZM150 125V126H149ZM168 125V126H167ZM206 125V127H205ZM225 125V126H224ZM8 128V130L5 128ZM16 126V127H17ZM133 126V127H132ZM195 126V127H194ZM204 126V127H203ZM20 127V128H19ZM22 127V128H21ZM24 127V128H23ZM34 127V128H32ZM39 129H38V128ZM165 127V128H164ZM182 127V128H181ZM187 127V128H186ZM189 127V128H188ZM203 127V128H202ZM13 128V129H12ZM30 128V129H29ZM50 128V127H49ZM129 128V129H130ZM146 128V129H145ZM153 128V129H152ZM195 128V129H193ZM199 128V129H198ZM239 128V129H238ZM5 129V130H4ZM11 129V130H10ZM15 129V130H14ZM18 129V130H17ZM26 129V130H25ZM36 129L39 132V135L38 133L36 132ZM44 129V130H42ZM130 129V130H131ZM151 131H150V130ZM198 129V131H197ZM202 129L203 132L201 131ZM238 129V130H237ZM24 130V131H22ZM51 130V128L49 129ZM143 130V131H142ZM147 130V131H146ZM149 130V131H148ZM161 130V131H160ZM193 130V131H192ZM247 130V131H246ZM7 133H6V132ZM9 131L11 133H9ZM30 131V132H29ZM42 131V132H41ZM146 131V132H145ZM176 132L177 133L179 132V137L178 139H176V141L171 137V134L170 132ZM200 131V132H199ZM237 131V132H236ZM20 132V133H19ZM26 132H29L27 133L26 135ZM36 132V133H35ZM45 132V133H44ZM49 132H53L55 133V131L52 129V131H49ZM141 132V133H140ZM169 132V133H168ZM182 132V133H181ZM236 132V133H235ZM32 133V134H31ZM144 133H147V134H144ZM201 133V134H200ZM1 134L3 135L1 137ZM4 134H11L10 136L15 139H11V137L8 135H4ZM46 134V135H45ZM48 134V135H47ZM51 136H50V135ZM144 134V135H143ZM152 134V135H151ZM164 134V135H163ZM167 134V135H166ZM31 135V136H30ZM42 135H45V138L44 136ZM98 135V134H97ZM150 135V136H149ZM166 135V137H165ZM215 135V136H214ZM252 135V136H251ZM28 138H27V137ZM30 136V137H29ZM32 136L34 138H32ZM47 136V138H46ZM142 136H138L139 137V141H134L136 142V145L137 143L140 144L138 147L141 148L143 147L141 145V142L142 144L144 145V137ZM154 136V137H153ZM164 136V137H163ZM199 136V137H198ZM225 136V137H224ZM235 136V137H234ZM5 137V138H4ZM7 137L9 139H11L15 144H17L14 148V146H12V144L8 147H6V142H2V141H5L7 140ZM37 137V139L35 138ZM106 137V135H105ZM137 137V138H138ZM150 137V138H149ZM158 139H157V138ZM160 137V138H159ZM182 137V138H181ZM187 137V138H186ZM241 137V138H240ZM23 138V139H22ZM32 140H31V139ZM40 140H39V139ZM110 138V137H108ZM113 138V137H112ZM136 138V139H137ZM154 138V139H153ZM233 138V139H232ZM16 139H18L16 141ZM42 139V140H41ZM47 139V140H46ZM50 139V140H49ZM142 139V141L140 140ZM161 139V140H160ZM165 139V140H163ZM218 139V140H217ZM227 139V140H226ZM28 140H31L30 142ZM35 140V141H34ZM37 140V141H36ZM48 142H46V141ZM53 145V142H54V145L53 147L55 148V146H57L54 150L51 149L53 147H51ZM138 140V139H137ZM168 142H165L167 141ZM210 140V141H208ZM257 140V141H256ZM22 141V142H21ZM133 141V139L131 140ZM133 141V143H134ZM164 141V142H163ZM178 141V142H177ZM196 141V142H195ZM237 141V142H236ZM31 142L34 143L35 145L32 144L31 146ZM144 142V143H143ZM151 142V143H152ZM153 142V143H154ZM162 142V143H161ZM171 142V144H170ZM177 142V143H176ZM181 142V143H180ZM184 142V143H183ZM195 142V143H193ZM232 142V143H231ZM235 142V143H234ZM5 143V145H3ZM13 143V145H14ZM27 143V144H26ZM39 143H42V144H39ZM46 143V144H45ZM148 143V142H147ZM146 143V144H147ZM217 143V144H216ZM220 143V144H219ZM231 143V144H230ZM237 143V144H236ZM21 144V145H20ZM23 144V145H22ZM37 144V145H36ZM42 146V147H40ZM50 144V145H49ZM56 144V145H55ZM135 144V143H134ZM156 144V143H155ZM166 144V145H165ZM187 144V146H185ZM200 144V145H198ZM224 144V145H223ZM226 144V145H225ZM230 144V145H229ZM246 144V145H245ZM250 144V145H249ZM253 144V145H252ZM3 145V146H2ZM26 145V146H25ZM44 145V146H43ZM169 145H172V146H169ZM174 145V146H173ZM179 145V146H178ZM186 147H184V146ZM195 145V147H194ZM205 145V146H204ZM222 145V146H221ZM243 145V146H241ZM51 150H49V148ZM193 146V147H191ZM197 146V148H196ZM207 146V147H206ZM209 146V148H208ZM212 146V147H211ZM216 148H215V147ZM227 146V147H225ZM243 147L240 148L242 149V152L245 150H247L244 154L241 155V150L240 149H237V147ZM261 146V147H260ZM3 147V148H1ZM7 149H6V148ZM17 147H18V150H17ZM33 147H35L34 149H36V147L38 149L34 150ZM184 147V148H183ZM188 147V148H187ZM201 150H204L202 152H204V154L200 151V148ZM221 147H224V148H221ZM249 147V149H247ZM259 147V148H258ZM25 148V149H24ZM27 148V149H26ZM177 148H179L177 150ZM194 148V150H193ZM207 148V149H206ZM218 148V149H217ZM230 148V150L228 149ZM232 148V149H231ZM256 148V149H255ZM5 149V150H4ZM15 149V150H14ZM20 149V150H19ZM42 149V151H41ZM183 149V152L182 150ZM188 149V150H187ZM190 149V150H189ZM197 149V150H196ZM210 149V150H209ZM235 152H234V150ZM263 149V150H262ZM17 150V151H16ZM26 150V151H25ZM33 150V151H32ZM52 150L55 152V153H52ZM60 151H62L61 149H59ZM175 150V151H174ZM176 150H177V153H176ZM192 150V151H191ZM248 150H251V155H250V151ZM19 151V152H18ZM23 154H21V152ZM197 151V152H195ZM200 154L202 155V157H200L199 155V152ZM230 151V152H229ZM233 151V152H232ZM241 153H240V152ZM253 151V152H252ZM256 151V154L254 153ZM258 151V152H257ZM14 152V154H13ZM20 153L19 154H17ZM27 154L28 153V156H32V157H28L30 160L31 158L33 159V161L28 160L25 161V159L27 158V156H24L26 155L25 153ZM34 152V153H33ZM51 154H50V153ZM183 153L185 152V154H187V156H190V157H187L185 154H181L182 156H180L179 153ZM189 152V153H188ZM192 152V153H191ZM210 152V153H209ZM213 152V153H212ZM218 152L220 154H218ZM223 152V154H222ZM229 152V153H228ZM4 153V154H3ZM11 153V154H10ZM31 153V155L29 154ZM39 153V154H40ZM191 153V155H189ZM194 153V154H193ZM198 153V154H197ZM208 153V154H206ZM216 153V154H215ZM228 153V154H227ZM247 153V154H246ZM262 153L263 156L260 154ZM7 154V155H5ZM9 154V155H8ZM34 154V155H32ZM51 156H49V155ZM53 154V155H52ZM61 157H59L58 155ZM196 154V155H195ZM206 154V155H205ZM5 155V156H4ZM25 158L21 159L23 156ZM54 155H57V156H54ZM193 155L197 158H192ZM198 155V156H197ZM221 155V156H220ZM227 155V156H226ZM257 155V156H256ZM39 156V155H38ZM49 156V157H48ZM205 156V157H203ZM215 158H214V157ZM231 156V155H230ZM262 156V157H261ZM21 157V158H20ZM47 157V158H46ZM56 157H57V160H56ZM224 157V158H225ZM234 157V156H233ZM262 158V160L260 158ZM41 158V157H40ZM179 158H182L181 160ZM191 158V159H190ZM218 158V159H217ZM220 158V160H219ZM231 158V157H229ZM236 159V157H234ZM233 158V159H234ZM11 159V160H10ZM18 159V160H17ZM43 159V160H44ZM59 159V160H58ZM207 159H210L209 157H207ZM206 159V160H207ZM226 159V158H225ZM231 159V160H233ZM15 160V161H14ZM17 160V161H16ZM184 160V162H185ZM237 160V159H236ZM23 161V162H22ZM25 161V162H24ZM61 161V162H59ZM205 160H202L201 162H203ZM209 161V162H210ZM213 161V162H212ZM185 162V163H187ZM197 160H195L194 162L192 161L191 163H196ZM205 162L207 164H205ZM203 164L205 165H208L210 164L209 162L205 161ZM24 163V164H23ZM183 163V162H182ZM200 163V162H199ZM197 163V164H199ZM225 164H227V161L225 162ZM264 164V162H262ZM190 164V163H189ZM201 164V163H200ZM224 164V165H225ZM245 165L244 169L249 165H246L245 163H243ZM13 165V166H14ZM28 165V164H27ZM29 165H32L33 167V164H29ZM28 167H31L29 166ZM60 167H61V164H59ZM202 165V164H201ZM203 165V166H205ZM64 167V165H62ZM210 166V165H208ZM207 166V167H208ZM219 167V165H217ZM228 166L225 165L224 167ZM251 165H249V169L248 167L246 168L248 171L247 173L249 172H252V171H256L254 170V168H251L250 167ZM27 167V168H28ZM59 167V169H60ZM210 167V168H211ZM216 167V166H214ZM213 167V168H214ZM243 167V165H242ZM209 168V169H210ZM211 168V169H213ZM217 168V167H216ZM215 168V169H216ZM25 169H26V166H25ZM23 170V169H20V170H23L24 171V175L23 174V171L21 173L18 172V174L14 173V174H9V171H5L7 172L4 173V171L0 168V187L1 189H5L6 191V197L8 195V197L11 196H15L13 200H17L18 201H22L23 197L26 195V192H28V190L26 189L27 187L25 185H29L31 188L32 185L35 181V183H40V185L42 184L43 185V181L40 177V179L42 180L40 182V179L38 180V177L39 175H35L37 178H35L34 174H36V170L34 171V167L33 168H30L33 169L32 173L30 171L29 172H26L28 171L27 170ZM251 169V171H250ZM253 169V170H252ZM17 170V169H16ZM61 172H62V168L60 169ZM214 170V169H213ZM64 171V170H63ZM215 171V170H214ZM246 171V170H245ZM244 171V173H246ZM2 172V173H1ZM12 172V171H10ZM246 173V174H247ZM254 173V172H253ZM5 174V175H4ZM33 174V176H31ZM37 174H39L37 172ZM29 175V176H27ZM245 175V174H244ZM248 175V174H247ZM250 175V174H249ZM9 177V178H6ZM13 176V178H12ZM16 178H15V177ZM20 176V177H19ZM26 177L25 180H23V177ZM31 176V177H30ZM19 177V178H17ZM28 177V178H27ZM31 179L28 180V179ZM33 177H34V180H33ZM6 180H5V179ZM21 178V179H20ZM233 177L231 176L229 178V180L231 179L233 182H231V180L226 184V187L229 186L230 188H226V190H229V192L232 190L231 187H234L236 186V177H234V179H232ZM18 179V180H17ZM36 179V180H35ZM14 180V181H13ZM37 180L39 182H37ZM6 181V182H5ZM30 181L29 184H26ZM11 184V185H9ZM12 182V183H11ZM14 183V185H12ZM23 183V184H22ZM16 184V186H15ZM21 184V185H20ZM45 185H43V187L46 186V182H44ZM233 186H232V185ZM21 187H20V186ZM47 185L50 188V190H48L49 187H45L46 190L49 191H52L50 193H55V188L54 186L52 185H49V183H47ZM235 185V186H234ZM4 186V187H3ZM19 186V188H18ZM24 187V190H23V187ZM34 186V184H33ZM11 187V188H10ZM14 187V188H12ZM26 187V188H25ZM72 190H70L69 189ZM66 188H62L61 189H64L65 191L62 190L61 193L64 192V194H61L59 195L60 198L66 200L64 198V196L68 199L71 200V198L73 200H71L72 202H75L76 200V203L80 202L79 201V198L76 196L77 195V192L73 191V188H71V186H69ZM18 188V189H17ZM28 188V189H29ZM21 189V190H20ZM51 189H54V190H51ZM57 189V188H56ZM14 190V191H13ZM19 190V191H18ZM60 190V189H58ZM70 190V191H69ZM13 191V192H12ZM30 191V189H29ZM54 191V192H53ZM61 191V190H60ZM59 191V192H60ZM71 192V193H70ZM72 192L74 194H72ZM20 196V198L17 197V194ZM25 193V194H23ZM13 194V195H12ZM57 194V193H56ZM70 196H69V195ZM24 195V196H23ZM63 195V196H62ZM67 195V196H66ZM11 197V198H13ZM20 199V200H19ZM68 199L66 200L68 202ZM75 199V200H74ZM12 200V201H13ZM69 200V201H70ZM20 201V202H21ZM14 202V201H13ZM12 202V203H13ZM16 202V201H15ZM14 202V204H15ZM16 202V203H17ZM65 202V201H64ZM82 203V202H80ZM19 204V202H18ZM83 204V203H82ZM81 204V205H82ZM9 205V204H8ZM7 205V206H8ZM80 205V204H79ZM85 205V203H84ZM83 205V206H84ZM88 209V211L92 212L93 214H96L98 211H96L95 207H93V204L92 203H89L88 205L86 204V206ZM96 211V213L93 211V209ZM41 211H39L38 213V217H40L39 215H43L45 216L46 214H49L50 212L48 213H45V211H42V213H40ZM89 212V213H90ZM99 213V212H98ZM96 215L97 216H101V214L99 213ZM50 215H52V213H50L49 215H47V217H49ZM90 215V214H89ZM42 217V216H41ZM50 217H53V216H50ZM92 217V216H91ZM95 217V215L93 216ZM99 218V217H97ZM102 217V216H101ZM100 217V218H101ZM54 218V217H53ZM43 219V221H42ZM105 219V217L103 216V218H101V221ZM46 220V221H45ZM45 220H44V217L41 218V222L42 224L40 225H43V227L45 228H41V231L43 232V236L41 237H37V236H34L36 238H38L37 240H33L36 242H34L32 239V241L35 243V244H38V245H35L34 249H38L39 250V247L40 249L43 247V244L42 242H46L44 243V248L43 249H47L49 247V242H53L54 239H51V237H53L52 235H55L58 231H61L58 229V231L56 232H50L51 234H49V231H54L56 230V228L54 229H51V226L54 225L52 224V221H47L46 217H45ZM49 220H52L51 218H49ZM54 220V219H53ZM98 220V219H97ZM105 220H108L107 218ZM103 221V223L100 221L98 222L97 221V225L98 223H102V224H106L105 225V228L108 229L106 230L105 228L103 229V231L105 232H109V231H112L113 233L110 234V235H106L107 237V241H108V238L110 236V238H114L112 239L113 241L117 242L118 243V247H120V245H123L122 247L125 248L126 245H128L127 247L129 248L130 247V250H134L138 249V246L139 244H141L143 247L146 245V249L145 247L143 248L141 245L139 246L140 249H142L143 253L144 254H148L152 249V253L151 254H148L149 257H151V255L153 254L154 252V256H162L160 257V259H163L162 261L165 263V264H180L179 262H181V264L183 262H185L184 260H182V258H180V256L178 255V260L175 262L172 260L173 258V255H171V250H170V254L168 249L166 251V249L162 250L164 252H162L161 250L158 251V248H157V245L158 247H160L162 244H161V240L160 242L159 241H156L155 239V236L156 238L157 235H151L153 232H150V235L149 233L147 232H143V230H139V227L138 229H136V226H134L133 224H130V225H133V226H128L127 223H124L121 224L120 223H115L113 221ZM45 221V223H43ZM95 221V220H94ZM40 222V223H41ZM49 222V223H47ZM96 222V221H95ZM108 222V223H107ZM111 222V227L113 228L114 227V231L112 229H110V225L109 223ZM54 223V222H53ZM49 225V228L48 229V225ZM118 227V229L116 228V226ZM47 225V226H45ZM51 225V226H50ZM103 225V227H104ZM109 225V226H108ZM113 225V226H112ZM120 225V226H119ZM123 225H125L124 227L126 228V230L124 229ZM100 226V225H99ZM108 226V227H106ZM42 227V226H40ZM55 227V226H54ZM101 226V228H103ZM121 227V228H120ZM47 228V229H46ZM53 228V226H52ZM100 228V227H99ZM116 228V229H115ZM44 229V230H42ZM125 231H124V230ZM47 232H46V231ZM49 230V231H48ZM109 230V231H108ZM117 230V231H115ZM123 230V232H122ZM128 230V231H127ZM11 231V230H10ZM45 231V232H44ZM119 231V232H118ZM105 232V233H106ZM12 233V231H11ZM48 233V234H47ZM59 233V232H58ZM57 233V234H58ZM115 233V234H114ZM142 233V234H141ZM147 234V239L146 238V235L144 234ZM10 234V233H9ZM13 234H14V231H13ZM30 234H34V233H31ZM47 234V235H45ZM56 234V237L58 238V235L60 234V236L63 234V233H59L58 235ZM109 234V233H108ZM133 234V235H132ZM139 234V236H138ZM154 234V233H153ZM15 235V234H14ZM13 235V236H14ZM36 235V234H34ZM49 235H50V238H49ZM111 235L113 237H111ZM115 235V236H114ZM142 236V239H140V237ZM9 236V235H8ZM59 236V238H61ZM117 236V237H116ZM125 236V237H124ZM127 236V237H126ZM129 236V237H128ZM135 236V237H134ZM152 236H154V238H152ZM48 240H47V238ZM65 237V236H64ZM134 237V238H132ZM40 238H43L42 240ZM46 238V239H45ZM54 238V237H53ZM57 238L55 241H57ZM126 238V239H124ZM130 238V239H129ZM135 238L137 239H140L142 242H140V240H136L137 242L139 241L140 243L138 244H134L135 246H132L133 243H136L134 242ZM45 239V240H44ZM122 239V240H121ZM131 242H129V240ZM132 239V240H131ZM145 239V240H144ZM154 239V240H153ZM14 240V239H12ZM53 240V241H51ZM64 240H67V239H63L62 238L58 241L57 243H55L56 245L59 244L58 246H62L64 245L65 246V243L66 241L64 242ZM110 240V239H109ZM31 241V242H32ZM37 241L39 243H41L39 245V243H37ZM49 241V242H48ZM60 241H63L60 243ZM70 241V242H69ZM75 241V240H73ZM148 241V243H147ZM69 242V243H68ZM71 240H67V243L66 244L67 247L70 246V247H73L71 249V251H73L74 247H75V244H78L77 241H75L76 243H74L73 245V242L71 244ZM133 242V243H132ZM159 242V243H157ZM64 243V244H63ZM108 243H111L108 241ZM114 243V242H113ZM128 243V244H126ZM45 244H46V247H45ZM52 244V243H51ZM50 244V248L51 246H53V244L51 245ZM115 244V243H114ZM120 244V245H119ZM144 244V245H143ZM73 245V246H72ZM114 246H117V245H114ZM125 246V247H124ZM137 246V247H136ZM151 249H150V247ZM156 246V247H155ZM54 247V246H53ZM57 247V246H56ZM69 247V248H70ZM120 247V248H122ZM49 248V249H50ZM59 248V247H58ZM68 248V249H69ZM127 248V249H128ZM67 249V250H68ZM145 249V250H143ZM156 249V250H155ZM159 249H163L162 248H159ZM124 250V249H123ZM69 251V252H71ZM135 251V253H136ZM148 253H147V252ZM158 251V252H156ZM140 251L138 250V254ZM156 252V253H155ZM157 253H160L157 254ZM162 253V254H161ZM174 253V252H172ZM177 253V252H176ZM182 253V252H180ZM167 254V255H166ZM145 255V256H146ZM166 255V256H165ZM171 257H169V256ZM177 254L174 255V258L173 259H177L176 257ZM141 256H143V254H141ZM147 256V257H148ZM167 259H165V257ZM90 257V256H89ZM169 257V259H168ZM159 258V257H158ZM171 258V259H170ZM180 259V260H179ZM192 260L194 258H191ZM164 260H169L168 262L164 261ZM183 262H182V261ZM190 260V259H189ZM196 260V259H194ZM199 260V261H197ZM196 262L190 260L187 261V264H196L197 262L199 263L201 261V263L203 262H206V261H202L200 259H197ZM173 262V263H171ZM189 262V263H188ZM200 263V264H201ZM185 264V263H184ZM206 264V263H205ZM208 264V263H207Z\"/></svg>",
  "mask_w": 264,
  "mask_h": 264
},
{
  "label": "trees",
  "instance_id": "3",
  "mask_svg": "<svg viewBox=\"0 0 264 264\" xmlns=\"http://www.w3.org/2000/svg\"><path fill=\"white\" fill-rule=\"evenodd\" d=\"M224 1H226V0H224Z\"/></svg>",
  "mask_w": 264,
  "mask_h": 264
}]
</instances>
